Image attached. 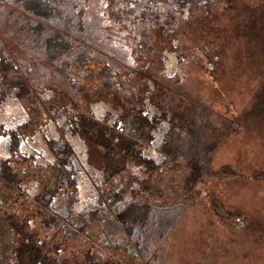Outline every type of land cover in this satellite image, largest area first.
<instances>
[{
  "label": "rangeland",
  "instance_id": "1",
  "mask_svg": "<svg viewBox=\"0 0 264 264\" xmlns=\"http://www.w3.org/2000/svg\"><path fill=\"white\" fill-rule=\"evenodd\" d=\"M253 2L117 0L113 7L115 14H109V20L119 31L112 32L110 36V30H101L104 33L101 35L94 30L92 43L113 53L126 64H132L145 82L139 98L151 126L149 141L141 147L140 152L157 165V171L153 170V176H149L148 170L143 167L128 164L126 170L112 179L110 188L116 193L117 199L109 207V212L114 214L116 222L123 224L119 217L128 219L130 207L141 200L149 207L147 218L153 220V224L148 226H152L150 232L158 242L155 256L151 258L144 252L145 249L132 244L130 236L120 235L125 245L128 243L137 251L128 254L125 252L128 246L107 248L106 252L115 264H264V113H246V108L251 106L264 84V66L262 73L256 74L254 72L261 65L255 66L248 60L249 53L257 54L258 47L246 41L236 44L231 41L225 46V57L214 72L215 76H219L216 81H211L215 98L229 102L232 108H236V111L233 109L231 112V123L221 126L216 115L192 107L188 104L191 97L180 92H173V96L164 101L163 111L150 102L153 86L149 76L154 74L184 82L194 68L199 72H204L205 67L210 69L212 64L204 61L205 54L211 49L208 39L218 34L216 42L223 43L225 33L222 29L230 23V18L237 13L236 21H240L241 15L245 14L242 6L245 3L251 6L247 12L249 14L253 11ZM20 10V6L14 3L6 6L0 14V87L6 85L0 90V97L4 96L0 101V127L6 131L14 129L28 117L26 109L18 100L19 96H24L28 102L37 97L40 101L48 102L55 95L53 88L46 87L31 97V92L24 85L33 74L25 71L22 67L25 64L16 61L20 57L42 54L43 46L33 40V36H28L29 33L17 36L23 31L24 25L21 23L23 14ZM189 11L197 15L192 16L193 23H184ZM102 20L103 17L93 18L90 25L93 28L101 26ZM180 25L192 32L188 36L189 40L182 32L178 33V37L170 38V32L179 29ZM24 36L30 39L23 40ZM193 36L197 41L194 42ZM13 37L20 39L21 46L10 42ZM122 42L134 49L136 63L130 49L121 45ZM169 44L172 47L180 46L181 57L176 51L170 50ZM87 64L92 65V62ZM108 67L113 68L111 63ZM14 81L23 84L10 86ZM183 88L186 93L195 94L196 87L191 89L183 85ZM131 90L128 88L127 95H132ZM107 94L112 95L107 97ZM107 94L98 101L90 102L89 108L94 118L111 124L122 116L117 108L116 95ZM229 96H232L234 103L228 99ZM73 113L68 102L64 111L58 110L50 117L43 114V124L33 135L20 141L18 152L32 158L30 165L19 164L16 171L30 177V181L23 183L20 190L5 191L0 188V206L11 203L17 192H20L17 194L20 197L24 194L29 199L35 198L44 173V169H38L35 165L45 168L55 161L56 156L50 145L53 143L66 162L65 166L72 170L77 183L71 208L72 218L83 220L88 211L98 209L97 200L105 175L100 165L87 162L88 147L75 129L76 116ZM205 123L210 128L203 127ZM239 124L240 129L237 126ZM8 141V134L0 136V160L10 157ZM208 144L213 149L209 155L212 172L202 174L196 186H192L193 192L186 194L169 183L189 169ZM92 158H97L96 153H92ZM175 158L182 160L187 167L166 171L162 176L164 163H170ZM155 186H163L165 193L156 195L147 192V188ZM210 196L218 202L214 206L215 210L210 204ZM101 207L108 213L105 205ZM224 209L236 211L238 215L221 224L215 213L224 215ZM133 233L138 237L136 227ZM12 245L13 230L7 227L0 216V264H7L11 260Z\"/></svg>",
  "mask_w": 264,
  "mask_h": 264
},
{
  "label": "trees",
  "instance_id": "2",
  "mask_svg": "<svg viewBox=\"0 0 264 264\" xmlns=\"http://www.w3.org/2000/svg\"><path fill=\"white\" fill-rule=\"evenodd\" d=\"M14 3L21 8L19 11L23 14L21 23L24 24L23 31L17 36L29 33L28 36H33V40L39 41L43 46L42 54L20 57L16 61L18 64H25L22 66L25 71L33 74L24 85L31 92V97L46 87L53 88L55 95L48 102L40 101L39 97L28 102L24 96H19L18 100L26 109L27 119L9 131L0 127V136L6 134L9 136L10 153L9 159L0 160V188H4L5 191L16 188L20 190L23 183L30 181V177L20 175L16 171L19 164L30 165L29 161L32 158L30 155L18 152L20 141L26 136L33 135L43 124V114L50 117L58 110L64 111L68 102L71 103L73 115L76 116L75 129L77 128L88 147L87 162L91 165H100L105 179L97 200L98 209L88 211L83 220L76 221L72 218L71 208L77 183L72 176V170L65 166L66 162L60 156L59 149L51 143V149L56 156L55 161L45 168L35 165L38 169H44L35 198L29 199L24 194L20 197L17 195L20 192H17L11 203L0 206V216L4 218L7 227L13 230V254L7 264H100L101 262L115 264V261L108 256L107 248L128 246L125 250L128 254H135L137 251L130 244L125 245L120 235L130 236L133 239L132 244L145 249L144 252L152 258L155 256L158 242L155 235L150 232L152 226H148L153 224V220L147 218L149 207L141 200H137L129 209L128 219L119 217L123 224L116 222L114 214L109 212V207L117 199L116 193L110 188L116 174L126 170L128 164L143 167L148 170L149 176H153V170L157 169L153 160L140 152L141 147L149 141L151 126L139 98L145 82L141 80L139 72L132 64H126L113 53H108L104 48L92 43L95 38L94 30L99 31L100 35L104 34L102 31L110 30L108 33L110 36L112 32L119 31L109 20V14H115L113 7L117 0H0V14L4 12L6 6ZM253 3L252 8L255 12L250 11L247 14L251 6L245 3L242 6L245 14L241 15V20L236 21L237 13L230 18L231 20L229 19L230 23L222 29L225 33L223 43L216 42L219 38L218 34L208 39L211 49L205 54L204 61L212 64L210 69L205 67L204 72H199L194 68L184 82H179L177 78L173 80L163 76L160 78L153 76L154 74L149 76L153 86L150 102L163 111L164 101L170 99L173 92H180L191 97L188 104L192 107L216 115L221 126L231 123L233 121L231 112L233 109L236 111V108H232L229 102H221L215 98L211 81L218 79L219 76H215L214 72L225 57V46L231 41L234 44L246 41L258 47L257 54L249 53L248 60L255 66L261 65V68L256 69L254 73H262L264 0H254ZM193 15L197 14L189 11L184 23H193ZM99 17H103L102 25L93 28L90 21ZM127 27H129L128 21ZM184 27L180 25L179 29L170 32V38L178 37L179 32L184 33L188 38L192 32L186 31ZM159 28L160 26L157 25V29ZM151 34L152 31L150 36ZM193 38L194 42L197 41L194 36ZM22 39L30 38L24 36ZM10 42L19 45L20 39L13 37ZM121 45L130 49L133 61L136 63L131 45L123 42ZM170 45H168L170 50L176 51L178 57H181L180 46ZM90 61L92 65L87 64ZM107 63H111L113 68H109ZM91 81H94V84H91ZM22 84L14 81L10 86H22ZM183 85L191 89L196 87L195 94L192 96L186 93ZM5 87L6 85L1 86L0 90ZM128 88H132L130 91L132 95H127ZM107 93L116 95L117 108L122 116L119 121L111 124L94 118L89 108L90 102L100 100L99 98ZM258 94L251 106L246 108L247 114L264 113V84ZM110 95L107 94V97ZM3 98L4 96H1L0 101ZM228 99L233 100L232 96ZM237 126L240 129L241 124ZM203 127L210 128L206 123ZM207 146L204 148V153L189 169L182 172L178 178L171 177L174 181L169 183L176 185L185 193H192V186H196L202 174L212 172L210 163L212 160L209 155L213 149L210 144ZM93 152L96 153L97 158H92ZM180 167L187 165L177 158L170 163L165 162L161 175ZM147 192L163 195L165 190L163 186H155L147 188ZM209 201L214 209L218 203L216 198L210 196ZM102 205L106 206L108 213L102 210ZM224 211V215L215 213L221 224L227 223L228 218H235L238 215V212L233 210L224 209ZM135 227L139 231L138 237L133 233Z\"/></svg>",
  "mask_w": 264,
  "mask_h": 264
},
{
  "label": "crops",
  "instance_id": "3",
  "mask_svg": "<svg viewBox=\"0 0 264 264\" xmlns=\"http://www.w3.org/2000/svg\"><path fill=\"white\" fill-rule=\"evenodd\" d=\"M86 190V189H85ZM82 193H85V191L84 192H82Z\"/></svg>",
  "mask_w": 264,
  "mask_h": 264
},
{
  "label": "water",
  "instance_id": "4",
  "mask_svg": "<svg viewBox=\"0 0 264 264\" xmlns=\"http://www.w3.org/2000/svg\"><path fill=\"white\" fill-rule=\"evenodd\" d=\"M26 118H27V117H26ZM24 121H25V120H24ZM24 121H23V122H24ZM21 123H22V122H21ZM21 123H20V124H21Z\"/></svg>",
  "mask_w": 264,
  "mask_h": 264
},
{
  "label": "bare ground",
  "instance_id": "5",
  "mask_svg": "<svg viewBox=\"0 0 264 264\" xmlns=\"http://www.w3.org/2000/svg\"><path fill=\"white\" fill-rule=\"evenodd\" d=\"M7 106V105H6Z\"/></svg>",
  "mask_w": 264,
  "mask_h": 264
}]
</instances>
